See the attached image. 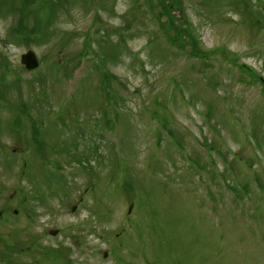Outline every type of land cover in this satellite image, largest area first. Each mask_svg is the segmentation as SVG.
<instances>
[{"label":"rangeland","instance_id":"rangeland-1","mask_svg":"<svg viewBox=\"0 0 264 264\" xmlns=\"http://www.w3.org/2000/svg\"><path fill=\"white\" fill-rule=\"evenodd\" d=\"M194 1L192 30L202 40L201 50L210 51L209 61L191 57L192 43L183 48L170 43V34L163 33L153 16L157 2L147 0L104 2L116 4L121 17L105 14L115 28L105 34L106 40L96 36L113 47L103 53L107 67L101 68L99 62L84 69L74 83L65 75L83 49L81 35L90 28L96 33L92 15L83 13L86 9L74 6L71 15L64 13L59 19L48 43L32 45L45 58L41 69L45 79L37 86L25 85L23 94L15 96L28 100L30 94L36 124L48 115L56 119V111L67 112L54 122L46 121L49 132L42 140L47 149L40 150L39 141L29 146L18 140L30 138L26 135L34 122L29 118L12 129L13 137L0 141L1 239L18 224L31 242L35 238L44 246L71 248L77 264H118L112 256L102 259V254L112 250L115 234L124 231L113 250L123 264H149L153 258L156 264H173L179 256L182 264H264V85L253 72L264 76V25L258 29L264 23L261 4L253 2L258 15L252 25L251 0H234V5L228 0ZM15 21L10 12L0 15V59L7 55L14 67L30 48L5 41ZM75 31L80 37L72 36ZM218 47L220 52L215 51ZM94 50H99L96 39L89 50L91 59ZM98 68L118 78L111 80L116 89L106 100L100 75L93 74ZM36 89L44 95L31 93ZM122 91L129 95L124 100ZM7 126L0 124L3 131ZM84 136L93 138L86 144ZM58 141L80 144L84 164L68 175L77 177L75 183L67 182L69 198L68 192H58L45 201L43 191L30 195L23 165L29 158L27 170L48 171L40 183L57 187L53 176L62 168L55 163L66 169L78 166L69 152L57 149ZM205 143L216 147L207 149ZM50 151L58 152L45 156L53 162L31 159ZM9 159L12 168L5 165ZM27 205L36 213L33 220L20 209ZM131 207L129 220L125 212ZM14 209L19 215L4 225L5 218L12 220ZM51 228L62 231L48 235ZM156 252L160 260L154 257ZM23 256L30 263L31 253Z\"/></svg>","mask_w":264,"mask_h":264},{"label":"trees","instance_id":"trees-1","mask_svg":"<svg viewBox=\"0 0 264 264\" xmlns=\"http://www.w3.org/2000/svg\"><path fill=\"white\" fill-rule=\"evenodd\" d=\"M33 2L34 0H3V3L5 2H12V6L9 9L10 13L13 14H18L17 22L13 25L14 28L22 27L23 29L28 27V5L25 2ZM208 1H224V0H208ZM231 1V0H228ZM160 2L161 10L165 13V16H167L166 20L162 19L160 20L159 24H161L162 29L165 31V35L168 33L170 34L168 36V40L172 44H177L179 48H183L186 42L192 43V54H199L201 52L200 50V44L197 36L192 30V25H184L181 22H176L174 21L173 18V10L178 9L182 6L183 0H158ZM234 2V0L232 1ZM61 2L60 1H54L52 6H55L56 9H60ZM228 5V4H225ZM253 13H251L252 15ZM158 16V13L156 14ZM53 19V13L48 17H34L31 18L32 22L34 23L33 25V30L35 32L34 35H36L33 39L29 36L24 38L22 41H25L24 43L27 45H30L33 43L34 45H43L45 43H48L53 36L55 30H57L56 27H52V24L54 23L53 21L56 20V15H54V20ZM60 19V15H59ZM255 21H257V18H254L250 20L251 24H254ZM214 25V24H213ZM165 27L168 28V30H165ZM171 29V30H170ZM57 33V32H56ZM55 33V34H56ZM74 34H78L77 31L74 32ZM86 46L83 47V51L81 50L80 53L85 52L86 50H89L91 48L92 41L90 38H86ZM90 42H89V41ZM70 41V40H69ZM66 42V41H65ZM63 42V44L65 43ZM200 51V52H199ZM81 55H84L83 53Z\"/></svg>","mask_w":264,"mask_h":264},{"label":"water","instance_id":"water-1","mask_svg":"<svg viewBox=\"0 0 264 264\" xmlns=\"http://www.w3.org/2000/svg\"><path fill=\"white\" fill-rule=\"evenodd\" d=\"M23 61L25 62V63H27V65L29 66V67H34V66H36L37 65V60H36V57H35V55L33 54V52H28L27 54H25L24 56H23Z\"/></svg>","mask_w":264,"mask_h":264}]
</instances>
